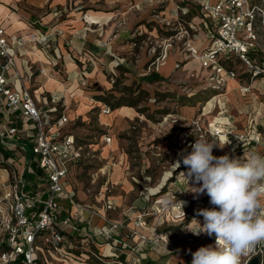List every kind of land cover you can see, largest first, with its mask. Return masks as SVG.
<instances>
[{"label":"rangeland","instance_id":"1","mask_svg":"<svg viewBox=\"0 0 264 264\" xmlns=\"http://www.w3.org/2000/svg\"><path fill=\"white\" fill-rule=\"evenodd\" d=\"M182 1L130 0L126 16L135 29L143 26L142 33L132 35L129 55L116 58L115 68L106 73L105 88H98L93 81L88 86L99 89L94 99L103 105L100 112L107 106L113 109L118 101L134 104L137 115L133 120L120 125L116 120L102 124L96 113L79 118L66 113V131L74 134L82 147L81 159L70 167L69 180L79 196L84 217L90 220L99 215L100 224L132 222L127 225L128 230L148 238L141 243L148 256L160 259L168 252L174 253L170 264H191L192 253L202 246H215L214 234L197 236L190 231H195L197 225L187 226L190 220L203 219L198 215V210L203 209L201 205L187 208L181 217L172 211L163 217L157 213L160 204L172 202L166 195L161 196L167 186L174 178L183 177L181 169L186 166L181 154L192 151L196 137L221 142L211 136L219 128L224 133L259 135L256 151L250 146L248 149L264 155V0H252L257 6L252 66L236 55L231 56L228 63L238 77L218 87L209 79L210 71L191 56V48L201 50L208 43L198 11L184 13ZM169 57L174 58V67L165 76L160 67ZM152 74L163 79H149ZM226 147L224 152L214 147L213 155H225L229 151L227 144ZM244 153L249 151L246 149L240 155ZM177 161L180 166L173 171L172 164ZM116 163L123 177L133 184L130 193L121 182L112 179ZM1 175L4 178L5 172ZM162 182L163 187H159ZM137 201L144 210L137 212ZM139 220H144L145 225L138 226ZM162 232L167 233L173 249L153 243ZM85 244L88 250L95 251L92 241ZM259 245L264 264V243ZM47 257L49 263L41 255L43 264H65L54 255Z\"/></svg>","mask_w":264,"mask_h":264},{"label":"built area","instance_id":"2","mask_svg":"<svg viewBox=\"0 0 264 264\" xmlns=\"http://www.w3.org/2000/svg\"><path fill=\"white\" fill-rule=\"evenodd\" d=\"M189 1L193 6L181 9L184 13H188L190 8L198 11L200 23L209 38L204 49L191 48V56L199 61L202 68L210 71L209 79L216 86L236 79L235 68L222 60L228 55H236L252 66L248 52L253 49L256 39L254 22L257 6L252 0ZM55 36L54 32L40 31L28 36L8 34L0 27V114H12L15 122L22 123L20 127L16 124L7 126L1 135L8 136L16 144L26 136L31 151L28 154L22 147L8 150L3 146L4 141H0L3 146L0 150V264L18 261L21 264H38L40 254L46 253L59 260H67L70 246L75 245L72 233L81 231L80 222L85 218L84 209L69 180L70 167L81 159L82 147L77 144L74 134L65 130L69 119L64 109H60L61 99L56 95L50 96L52 106H46L35 100L29 88L17 87L22 81L16 63L17 52L27 43L46 46ZM111 110L107 106L103 112L108 114ZM211 136L223 143L229 141L226 154L230 157H242L240 153L246 149L256 151L260 142L259 135L255 133H224L219 128H215ZM4 172L2 178L1 173ZM65 204H68V209ZM197 205L203 209L214 207L210 200L200 203L197 193L179 190L172 202L157 207V213L163 217L172 211L181 217L187 208ZM137 225L144 226L145 221L139 220ZM124 226L108 222L101 234L120 243L123 248L135 250L126 242L113 238L114 233ZM129 231L131 237L138 235L141 243L148 241L146 236L135 230ZM153 243H163L173 249L166 232L157 234ZM260 251L258 244L249 256L242 258V264H248L257 256L259 264H262ZM94 256L103 261L102 256ZM139 261L140 258L133 259L131 264H139ZM114 264L129 263L117 261Z\"/></svg>","mask_w":264,"mask_h":264},{"label":"crops","instance_id":"3","mask_svg":"<svg viewBox=\"0 0 264 264\" xmlns=\"http://www.w3.org/2000/svg\"><path fill=\"white\" fill-rule=\"evenodd\" d=\"M129 3L130 0H0V27H3L6 33L28 36L40 31L56 34L46 46L27 43L17 52V68L22 76V81L17 84V87L23 85L29 88L37 102L50 107L52 106L50 96H58L62 103L60 109H64L65 114L69 112L74 118L87 117L88 113H96L97 119L102 124H110L116 120L120 125L133 120L137 111L134 106L127 104L112 109L108 114L100 112L99 108L103 105L94 99L99 89L88 87L93 81L98 88H105L108 83L106 73L113 71L117 62L116 58H125L129 55L132 35L136 32L142 33L143 26L139 25L135 29L126 16ZM162 3H165V0H162ZM181 6L193 5L191 1L183 0ZM197 17H199L198 13ZM200 25L203 28L201 23ZM202 30L205 31L208 43L207 31L204 28ZM173 67L174 58L169 57L160 67V73L166 76ZM13 124L19 127L22 125L20 121L15 122L12 114L6 116L0 114V141H4L3 146L8 150H17L18 147L30 150V143L26 136L16 144L8 136L1 135L7 126ZM114 146L115 144L112 147ZM226 149L225 145L220 148V151L224 152ZM116 165L112 179L121 182L130 193L133 184L123 177L120 168L116 169ZM181 170L184 173L183 177L174 178L167 186L165 194L161 196L166 195L168 200L173 201L179 190L195 194L191 187L199 185L194 184L192 180H189L188 185L184 177V175L187 176L188 169L185 167ZM163 185L164 182L159 187ZM151 194L152 192L149 191L148 195ZM197 198L200 203L210 200L206 193L197 194ZM136 203L139 207L137 212L140 209L144 210L140 201ZM65 208H69L68 204H65ZM195 220L203 223V219ZM195 220H190L187 226L196 227ZM100 222L99 215H95L90 220L84 218L80 222L81 231L72 233L75 245L70 246L69 258L64 261L65 264H113L124 260L131 264L133 259L138 258L143 261L149 258L155 264H170L175 256L171 252L160 259L148 256L146 247L141 246L138 235L129 236L130 231L127 225L133 224L130 221L113 235V238L126 242L131 248L136 249L123 248L120 243L117 244L101 234L105 224ZM89 241L93 242L94 252L85 247V243ZM92 253L104 257L106 263ZM47 254H40L38 264L44 263L40 259L41 255L49 263ZM91 255L95 258H91Z\"/></svg>","mask_w":264,"mask_h":264},{"label":"clouds","instance_id":"4","mask_svg":"<svg viewBox=\"0 0 264 264\" xmlns=\"http://www.w3.org/2000/svg\"><path fill=\"white\" fill-rule=\"evenodd\" d=\"M228 143L196 137L192 151L181 154L188 185L189 180L199 185L191 187L192 192L206 193L214 206L198 210L203 224L194 219L197 229L190 231L197 236L214 234L215 246H202L192 253L191 264H242V258L264 243V155H213L214 147ZM172 166L174 171L180 161Z\"/></svg>","mask_w":264,"mask_h":264},{"label":"trees","instance_id":"5","mask_svg":"<svg viewBox=\"0 0 264 264\" xmlns=\"http://www.w3.org/2000/svg\"><path fill=\"white\" fill-rule=\"evenodd\" d=\"M195 11L196 9L195 8H190V10L188 11V14L189 13H191L192 11ZM254 49H251V50H249V52H248V56H249V58L252 60L253 59V56H254ZM231 56H233V55H228V56H226V58L225 59H223L222 61H223V63L224 64H227V65H230L231 67H232V65L230 64V63H228V60H230L231 59ZM234 68V67H233ZM148 77H150L149 79H157V78H159V79H163L161 76H159V75H157V74H152V76H148ZM99 97H101V96H99ZM102 98V97H101ZM104 99V98H103ZM122 105H125L124 103H122L121 101H118V103H116V104H113L112 105V108L113 109H116V108H119V107H121ZM129 105H131V106H134V104H129ZM0 150H3V146L1 145V142H0ZM27 153L28 154H31V151L30 150H28L27 151ZM125 227V226H124ZM124 227H122V228H124ZM121 229V228H120ZM119 229V230H120ZM130 235V234H129ZM125 261V260H124ZM125 262H127V261H125ZM10 264H21V262H12V263H10ZM139 264H155L152 260H150L149 258H147V259H145V261H143L142 259H140V261H139Z\"/></svg>","mask_w":264,"mask_h":264},{"label":"water","instance_id":"6","mask_svg":"<svg viewBox=\"0 0 264 264\" xmlns=\"http://www.w3.org/2000/svg\"><path fill=\"white\" fill-rule=\"evenodd\" d=\"M259 263H260V258L257 256L251 259L248 264H259Z\"/></svg>","mask_w":264,"mask_h":264},{"label":"bare ground","instance_id":"7","mask_svg":"<svg viewBox=\"0 0 264 264\" xmlns=\"http://www.w3.org/2000/svg\"><path fill=\"white\" fill-rule=\"evenodd\" d=\"M224 139V137H222ZM116 168H119L118 165H116Z\"/></svg>","mask_w":264,"mask_h":264}]
</instances>
